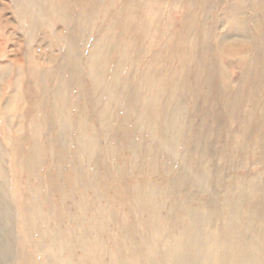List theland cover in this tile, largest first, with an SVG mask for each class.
Returning a JSON list of instances; mask_svg holds the SVG:
<instances>
[{"label":"rangeland","instance_id":"1","mask_svg":"<svg viewBox=\"0 0 264 264\" xmlns=\"http://www.w3.org/2000/svg\"><path fill=\"white\" fill-rule=\"evenodd\" d=\"M0 147V264H264V0H0Z\"/></svg>","mask_w":264,"mask_h":264},{"label":"bare ground","instance_id":"2","mask_svg":"<svg viewBox=\"0 0 264 264\" xmlns=\"http://www.w3.org/2000/svg\"><path fill=\"white\" fill-rule=\"evenodd\" d=\"M30 2V1H29ZM39 2V1H38ZM48 3V1H47ZM40 5H43V4H40ZM40 7V6H39ZM57 10V9H56ZM63 10V9H62ZM30 12V11H29ZM63 16V15H62ZM66 18V17H65ZM67 58V57H66ZM18 90V89H17ZM20 92V91H19ZM59 141H62L61 140V137L59 138ZM88 142V141H87ZM0 152H1V147H0ZM246 156V155H245ZM242 190V189H241ZM245 189H243L244 191ZM242 191V192H243ZM242 192H240V195L242 194ZM245 192V191H244ZM256 206H252V209L250 208L249 212L248 213H245L244 210L238 215V216H241L240 218H242L243 216L245 217L246 220H250V222L254 221V216L253 215H257V213H255V209ZM252 210V211H251ZM73 217V216H72ZM207 218V217H205ZM237 218V217H236ZM235 218V219H236ZM239 218V219H240ZM201 219V217H200ZM259 219H261L260 217L257 216V222H259ZM255 223V222H254ZM202 224V223H201ZM99 226V225H98ZM247 230V229H246ZM250 230V228H249ZM249 230H247L249 232ZM255 235V234H254ZM243 236V235H242ZM223 238L225 240V245H229V246H232L234 245V243H239L240 244V249L238 250H233L231 249V247L229 248H225L223 249V251H221L223 254H225V256L223 255V257L220 258V260H223L224 261H232L233 264H248L249 262H251L252 258L255 257V255L258 254V252L263 249L261 247V244L258 243V242H255V241H251L250 242V238H248V236H246L245 238V235L244 237H241V234L236 230L235 227L229 225L226 227V231H225V235H223ZM61 244V243H59ZM72 244V243H71ZM219 246L221 245V243H217ZM64 245V244H63ZM67 245V243H66ZM196 244L193 243V241L189 242V240H187L184 245H180L179 248L178 247V251H181V254L183 257H189L188 260L192 261V263L194 261H196V253H197V249H196ZM218 246V247H219ZM200 247V246H199ZM217 247V248H218ZM74 248V247H73ZM82 248V247H81ZM180 249V250H179ZM71 250V249H70ZM220 250V249H219ZM175 253H176V248H175ZM230 252H233L234 253V256L233 257H229V253ZM72 255H73V252H71ZM180 254V255H181ZM68 260L70 262H68V260H66L64 262V264H74L72 262L73 260V256H71V254H69L68 256ZM186 262H184L183 264H186ZM231 263V262H230ZM117 264V263H116ZM229 264V263H228ZM255 264V262L253 263Z\"/></svg>","mask_w":264,"mask_h":264}]
</instances>
